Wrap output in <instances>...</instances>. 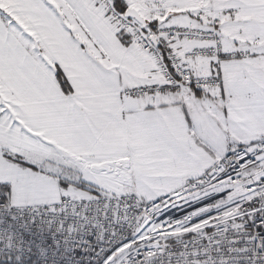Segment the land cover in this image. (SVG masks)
Returning <instances> with one entry per match:
<instances>
[{"label":"snow or ice","instance_id":"1","mask_svg":"<svg viewBox=\"0 0 264 264\" xmlns=\"http://www.w3.org/2000/svg\"><path fill=\"white\" fill-rule=\"evenodd\" d=\"M0 264H264V0H0Z\"/></svg>","mask_w":264,"mask_h":264}]
</instances>
